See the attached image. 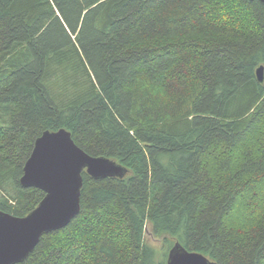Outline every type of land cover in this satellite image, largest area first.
Wrapping results in <instances>:
<instances>
[{
	"label": "trees",
	"instance_id": "obj_1",
	"mask_svg": "<svg viewBox=\"0 0 264 264\" xmlns=\"http://www.w3.org/2000/svg\"><path fill=\"white\" fill-rule=\"evenodd\" d=\"M262 64L263 0H0V211L44 198L20 179L46 130L129 169L84 172L80 213L16 264H167L176 241L264 264Z\"/></svg>",
	"mask_w": 264,
	"mask_h": 264
},
{
	"label": "water",
	"instance_id": "obj_2",
	"mask_svg": "<svg viewBox=\"0 0 264 264\" xmlns=\"http://www.w3.org/2000/svg\"><path fill=\"white\" fill-rule=\"evenodd\" d=\"M256 72L259 81L264 82V65ZM84 172L95 179L125 178L129 169L110 157L86 152L66 128L46 130L37 138L20 181L25 187L42 189L45 196L26 216L0 211V264L24 261L43 234L65 227L80 213ZM167 264L218 262L176 241L169 250Z\"/></svg>",
	"mask_w": 264,
	"mask_h": 264
},
{
	"label": "rangeland",
	"instance_id": "obj_3",
	"mask_svg": "<svg viewBox=\"0 0 264 264\" xmlns=\"http://www.w3.org/2000/svg\"><path fill=\"white\" fill-rule=\"evenodd\" d=\"M146 239L147 241L154 245V246H157V247H161L162 244H163V239L162 238H157L155 237L151 231L149 230V228L147 229V232H146Z\"/></svg>",
	"mask_w": 264,
	"mask_h": 264
},
{
	"label": "bare ground",
	"instance_id": "obj_4",
	"mask_svg": "<svg viewBox=\"0 0 264 264\" xmlns=\"http://www.w3.org/2000/svg\"><path fill=\"white\" fill-rule=\"evenodd\" d=\"M257 71V70H256ZM256 74H257V72H256ZM258 77V76H257ZM259 80V79H258Z\"/></svg>",
	"mask_w": 264,
	"mask_h": 264
}]
</instances>
